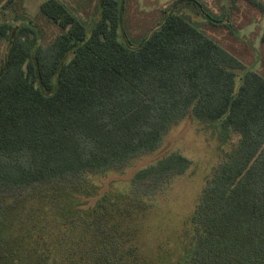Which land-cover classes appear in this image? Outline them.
<instances>
[{"label":"trees","instance_id":"obj_1","mask_svg":"<svg viewBox=\"0 0 264 264\" xmlns=\"http://www.w3.org/2000/svg\"><path fill=\"white\" fill-rule=\"evenodd\" d=\"M11 2V0H8ZM90 29L58 0L40 3L61 32L39 43L28 22H0V264H264V77L168 12L136 45L119 39L122 5L99 0ZM192 115L238 135L207 178L180 250L142 238L151 203L66 178L155 150ZM170 153L134 178L186 171ZM51 184V185H50ZM50 185V186H49Z\"/></svg>","mask_w":264,"mask_h":264},{"label":"rangeland","instance_id":"obj_2","mask_svg":"<svg viewBox=\"0 0 264 264\" xmlns=\"http://www.w3.org/2000/svg\"><path fill=\"white\" fill-rule=\"evenodd\" d=\"M44 0H0V22L19 25L30 23L37 32L39 43L48 45L61 32L40 11ZM87 29L99 19V0H58ZM122 18L118 28L120 40L136 45L162 22L173 10L234 55L243 65L237 70L235 85L245 71H255L264 77V0H118ZM7 51V42L0 39V63ZM231 135L223 142L218 130L187 115L172 125L162 136L158 147L143 152L124 164L102 171H87L66 178L79 181L92 189L107 190L123 196L146 194L151 205L143 218L144 240L163 243L165 248L180 250L188 238L187 219L207 180L220 166L225 152L237 141ZM179 153L190 160L186 171L156 180H137L135 173L170 153ZM51 185V184H50ZM49 185V186H50ZM30 188L6 189L0 194L20 196Z\"/></svg>","mask_w":264,"mask_h":264}]
</instances>
